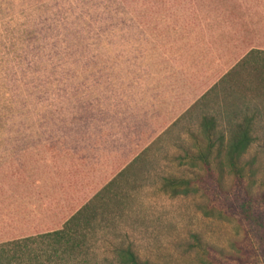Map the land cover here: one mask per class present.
<instances>
[{
    "label": "rangeland",
    "instance_id": "374dc122",
    "mask_svg": "<svg viewBox=\"0 0 264 264\" xmlns=\"http://www.w3.org/2000/svg\"><path fill=\"white\" fill-rule=\"evenodd\" d=\"M197 99L173 56L120 1L0 0V166L57 136L160 117L171 124L150 144L149 162L131 177L130 194L97 223L101 232L91 250L98 262L110 264L115 248L131 246L159 264H198L201 256L190 248L200 233L244 256L222 264H264V241L252 232L253 241L243 240L247 227L239 213L201 190L174 195L162 187L166 175L204 170L186 155L197 150L191 131L200 133L202 112L185 114ZM261 109L262 115L252 112L257 116L247 156L255 159L264 188ZM220 129L230 133L224 116ZM127 151L121 147L118 155ZM231 181L226 171L225 182Z\"/></svg>",
    "mask_w": 264,
    "mask_h": 264
},
{
    "label": "trees",
    "instance_id": "16d2710c",
    "mask_svg": "<svg viewBox=\"0 0 264 264\" xmlns=\"http://www.w3.org/2000/svg\"><path fill=\"white\" fill-rule=\"evenodd\" d=\"M118 1L173 56L198 95L185 111L202 112L200 133L191 131L197 150L186 155L204 170L166 175L162 187L174 195L192 189L211 194L241 215L247 227L243 240L253 241L252 232L264 241V188L257 183L255 159L247 156L257 116L252 112L262 115L264 107V0ZM222 116L228 135L220 129ZM170 125L160 117L57 136L1 165L0 264H103L91 250L101 232L97 223L112 203L130 194L136 180L131 177L149 162L150 144ZM121 147L128 150L124 158L118 155ZM226 171L231 183L225 182ZM193 250L201 256L198 264L244 257L200 233L194 234ZM113 254L110 264H159L131 246Z\"/></svg>",
    "mask_w": 264,
    "mask_h": 264
}]
</instances>
